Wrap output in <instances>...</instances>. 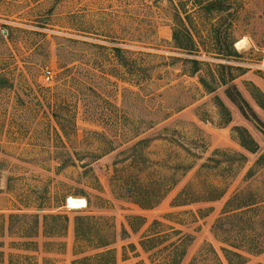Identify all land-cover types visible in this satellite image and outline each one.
<instances>
[{
	"label": "rangeland",
	"instance_id": "1",
	"mask_svg": "<svg viewBox=\"0 0 264 264\" xmlns=\"http://www.w3.org/2000/svg\"><path fill=\"white\" fill-rule=\"evenodd\" d=\"M0 84V264H264V0H0Z\"/></svg>",
	"mask_w": 264,
	"mask_h": 264
},
{
	"label": "trees",
	"instance_id": "2",
	"mask_svg": "<svg viewBox=\"0 0 264 264\" xmlns=\"http://www.w3.org/2000/svg\"><path fill=\"white\" fill-rule=\"evenodd\" d=\"M213 8H207V11H214L215 9L218 10V8L216 6H212ZM220 9V8H219ZM172 40H173V44L175 46V48L179 49V50H190L192 49V35L191 32L188 31L184 25H182L181 23V28H175L172 32ZM114 51H116V53L118 54V56L120 55V49L115 48ZM1 87V84H0ZM228 97L230 98V100L237 106V108L240 110V112L243 114V116L249 118L250 116L253 118L254 121L258 122L257 117L255 116V114L252 112L251 108L248 106L247 102L240 96V94L234 90V93H230L228 91ZM262 97V96H261ZM263 100V99H262ZM259 105L261 106L262 109H264V104L258 102ZM264 103V100H263ZM247 110L249 111L250 114L247 113ZM239 137H240V146L242 148H244L245 150H247L250 153H255L257 151V146L256 143L252 140V138L250 137V135L245 131V130H239ZM182 195H179L177 197V199H181ZM86 199V203H88L87 198ZM158 198H144L143 201H146L149 204H140V207L143 208H150L153 206L154 203H157ZM192 200V202H196L198 201L197 197L195 198H190ZM180 204L179 205H185L187 203H190L188 198H182L180 200ZM246 207V206H243ZM243 207H240V209H242ZM60 218V216H54L53 219H58ZM89 217H79L77 219V221H75L74 224V233L75 236L78 237H91L92 233L94 232V239H97L96 241L92 242L95 243L94 244V249L98 250V251H102V252H97V254L94 256V260L90 259V258H84L85 262L89 264V261L94 263V264H114V256L112 254V250H107L108 247H110L112 244L115 243L116 240V236L115 234H111L110 236H105L102 234V231L100 228L98 227H94L89 225V222L91 220H89ZM88 233V234H87ZM88 235V236H87ZM121 239H127L128 238V233L126 231H122V233L120 234ZM186 238V239H185ZM185 240H188L187 236H184ZM146 242H142L140 243V246L142 247L143 250H149V248L153 247L156 241H159L158 238L156 237H152V238H147L145 240ZM148 247V248H147ZM177 249V248H176ZM209 251L212 252L214 255L215 252L209 248ZM175 252V251H174ZM182 257V256H181ZM216 257V256H215ZM235 258H238V256H233ZM226 261L228 262V264H231L230 259L228 258V256H225ZM175 260L172 261H168L167 264H180L181 262H175ZM166 263V262H165ZM217 263L221 264L220 260L217 258ZM74 264H78L77 261L74 262ZM164 264V263H162Z\"/></svg>",
	"mask_w": 264,
	"mask_h": 264
},
{
	"label": "bare ground",
	"instance_id": "3",
	"mask_svg": "<svg viewBox=\"0 0 264 264\" xmlns=\"http://www.w3.org/2000/svg\"><path fill=\"white\" fill-rule=\"evenodd\" d=\"M242 44H243V41H239L236 44V46L241 48ZM68 207H69V209H82V208L86 207V201L84 199H70L68 201Z\"/></svg>",
	"mask_w": 264,
	"mask_h": 264
},
{
	"label": "built area",
	"instance_id": "4",
	"mask_svg": "<svg viewBox=\"0 0 264 264\" xmlns=\"http://www.w3.org/2000/svg\"><path fill=\"white\" fill-rule=\"evenodd\" d=\"M50 79H51V76H50V73L48 72V73H46V75L44 76V80H45L46 82H48V81H50Z\"/></svg>",
	"mask_w": 264,
	"mask_h": 264
}]
</instances>
